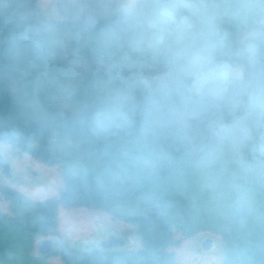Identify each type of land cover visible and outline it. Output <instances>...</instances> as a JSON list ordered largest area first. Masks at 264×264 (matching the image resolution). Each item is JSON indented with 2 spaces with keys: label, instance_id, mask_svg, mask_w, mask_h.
<instances>
[{
  "label": "clouds",
  "instance_id": "9594fccd",
  "mask_svg": "<svg viewBox=\"0 0 264 264\" xmlns=\"http://www.w3.org/2000/svg\"><path fill=\"white\" fill-rule=\"evenodd\" d=\"M238 10L236 0H132L103 26L70 35L12 0L4 55L37 70L39 91L72 46L86 53L70 62L71 77L54 81L70 114L48 112L38 96L32 106L41 125H59L54 139L89 146L91 164L70 169L91 171L103 194L136 192L163 209L164 182L193 172L225 221L242 225L264 190V54L227 42L223 23Z\"/></svg>",
  "mask_w": 264,
  "mask_h": 264
},
{
  "label": "trees",
  "instance_id": "16d2710c",
  "mask_svg": "<svg viewBox=\"0 0 264 264\" xmlns=\"http://www.w3.org/2000/svg\"><path fill=\"white\" fill-rule=\"evenodd\" d=\"M238 13L224 21L226 40L235 47L255 44L264 54V0H236ZM12 0H0V140L10 143L19 152H28L41 161L59 165L63 184L57 196L34 199L23 191L0 182V264H49V255L33 252L40 235L58 233L59 206L83 205L102 209L117 220H124L137 229L143 244L140 248L115 246L110 248H78L67 241L60 242L55 253L63 255L66 264H182L168 250L179 244L176 232L189 237L201 230L221 234L225 244L222 264H264V190L257 191L260 211L242 225L228 223L223 218V205L218 197L205 189L193 172H184L165 181L160 194L167 205L160 209L130 193L120 198L103 194L90 171L87 176L70 169V164L82 160L91 164L94 157L89 146L70 142L54 132L59 125H41L39 114L32 106L34 97L50 113L71 112L57 100L54 81L73 75L70 62L86 53L72 46L46 70L50 81L37 91V70L10 65L4 55L10 31L8 10ZM34 20L50 24L68 34L82 29L100 27L114 16L99 23H78L66 17L50 18L38 0H16ZM248 32L246 37H242ZM83 75L82 70H77ZM3 173V172H2ZM5 175V174H4ZM6 176V175H5ZM8 200L11 214L1 208Z\"/></svg>",
  "mask_w": 264,
  "mask_h": 264
},
{
  "label": "rangeland",
  "instance_id": "374dc122",
  "mask_svg": "<svg viewBox=\"0 0 264 264\" xmlns=\"http://www.w3.org/2000/svg\"><path fill=\"white\" fill-rule=\"evenodd\" d=\"M44 13L50 18H60L57 0H38ZM132 3V0H123L124 4ZM121 6V7H122ZM244 32L242 37H246ZM0 150L5 160L12 166V178H8L0 169V182L14 186L34 199H46L57 196L63 184V177L59 165H51L41 161L28 152H19L10 143L0 140ZM1 208L11 214L8 200L1 202ZM58 233L40 235L35 240L33 252L40 254L39 246L42 240H53V251L43 255H49V264H66L62 254L55 253L60 242L67 241L71 245L82 248L86 245L98 248L99 242L110 234L121 236L125 239L127 247L140 248L142 240L137 229L131 223L117 220L109 212L90 208L83 205L59 206ZM175 237L181 238V242L172 245L168 250L174 252L175 259L182 264H222L225 258V244L221 234L211 230H201L196 234L183 237L176 232ZM212 238L215 248L204 249L203 241ZM122 245V246H124ZM42 254V253H41Z\"/></svg>",
  "mask_w": 264,
  "mask_h": 264
},
{
  "label": "water",
  "instance_id": "95a60500",
  "mask_svg": "<svg viewBox=\"0 0 264 264\" xmlns=\"http://www.w3.org/2000/svg\"><path fill=\"white\" fill-rule=\"evenodd\" d=\"M123 0H57V6L63 17L73 20L78 23H99L115 14H117L122 6ZM0 169L8 177L12 178V166L5 160L3 153L0 150ZM126 243L121 236L114 234L108 235L99 242V246L110 248L122 246ZM216 244L212 238H207L203 241L204 249L215 248ZM86 248L89 246L86 245ZM39 251L42 254H47L53 251V240L44 239L41 241Z\"/></svg>",
  "mask_w": 264,
  "mask_h": 264
}]
</instances>
